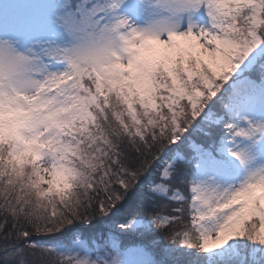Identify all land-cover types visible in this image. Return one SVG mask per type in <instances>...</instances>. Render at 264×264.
I'll return each mask as SVG.
<instances>
[{
    "label": "snow or ice",
    "instance_id": "6c2138e0",
    "mask_svg": "<svg viewBox=\"0 0 264 264\" xmlns=\"http://www.w3.org/2000/svg\"><path fill=\"white\" fill-rule=\"evenodd\" d=\"M0 264H264V0H0Z\"/></svg>",
    "mask_w": 264,
    "mask_h": 264
}]
</instances>
